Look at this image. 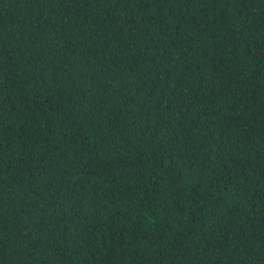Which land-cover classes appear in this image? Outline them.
<instances>
[{"label":"trees","instance_id":"obj_1","mask_svg":"<svg viewBox=\"0 0 264 264\" xmlns=\"http://www.w3.org/2000/svg\"><path fill=\"white\" fill-rule=\"evenodd\" d=\"M0 264H264V0H0Z\"/></svg>","mask_w":264,"mask_h":264}]
</instances>
